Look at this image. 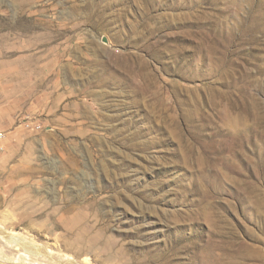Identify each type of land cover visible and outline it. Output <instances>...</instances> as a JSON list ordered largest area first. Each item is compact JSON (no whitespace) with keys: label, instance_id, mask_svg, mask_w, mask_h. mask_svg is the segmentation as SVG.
<instances>
[{"label":"rangeland","instance_id":"obj_1","mask_svg":"<svg viewBox=\"0 0 264 264\" xmlns=\"http://www.w3.org/2000/svg\"><path fill=\"white\" fill-rule=\"evenodd\" d=\"M0 132L6 232L89 264H264V0H0Z\"/></svg>","mask_w":264,"mask_h":264},{"label":"bare ground","instance_id":"obj_2","mask_svg":"<svg viewBox=\"0 0 264 264\" xmlns=\"http://www.w3.org/2000/svg\"><path fill=\"white\" fill-rule=\"evenodd\" d=\"M0 241L11 249L16 250L18 253L15 259L4 264H89L88 260L78 262L68 255L56 257V255L45 246L37 244L22 234L8 233L1 226ZM202 258L206 260L214 259L211 257L210 250H205ZM226 264H256V262H254L249 255L245 257L242 253L234 250L231 252L230 258Z\"/></svg>","mask_w":264,"mask_h":264},{"label":"built area","instance_id":"obj_3","mask_svg":"<svg viewBox=\"0 0 264 264\" xmlns=\"http://www.w3.org/2000/svg\"><path fill=\"white\" fill-rule=\"evenodd\" d=\"M4 139L3 133L0 132V140Z\"/></svg>","mask_w":264,"mask_h":264}]
</instances>
